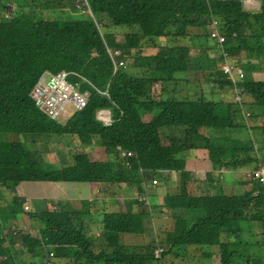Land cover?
Instances as JSON below:
<instances>
[{
	"label": "trees",
	"instance_id": "trees-1",
	"mask_svg": "<svg viewBox=\"0 0 264 264\" xmlns=\"http://www.w3.org/2000/svg\"><path fill=\"white\" fill-rule=\"evenodd\" d=\"M259 2L257 9H247L243 0H0L4 11L0 17V135L24 136V140L0 138V188L15 193L23 181L112 185L124 181L143 193L153 179L161 186L174 173L180 180L179 189L166 193L158 205L174 220L169 230L158 229V233L152 226L157 206H148L139 196L130 197L123 212L104 211L101 237H96L84 225L83 209H65L56 203L53 210L30 211L23 208L25 199L13 194L8 208L0 203V264H16L13 234L20 231V252L29 257L30 264L60 263L53 258L63 259L61 264H70L71 258L72 264H151L171 250L178 260L183 257L179 253L192 252L189 259L202 264L205 257L212 258L211 264L213 259L216 264H264V254L247 250L239 254L237 249L244 241L239 238L243 232L264 247V185L255 181V188L225 194L218 190L221 172H216L264 163V155H258L264 150V126L236 120L241 105L249 107L245 116L250 119L264 117V80L252 77V72L264 71V0ZM80 7L89 13H78ZM44 9L59 11L56 16L60 18L33 16ZM101 16L109 22L102 23ZM212 21L216 26L210 28ZM192 27L207 37L216 33L218 47L228 61L241 67L237 81L212 78L219 86L238 91L237 105L206 100L199 96L205 92L193 88L182 92L161 88L189 81L188 69L194 70L193 77H200L190 47L168 42L190 37ZM142 48L156 52L141 55ZM115 50L120 54H113ZM120 60L127 65L115 67ZM128 65L135 74L125 70ZM60 70L67 71L70 83L88 93L85 107L64 122L48 117L30 96L42 72ZM219 73L224 75L222 70ZM195 82L189 81L190 85ZM151 83V89L160 84L158 93L148 90ZM205 90L209 91L208 83ZM100 109L110 110V124L97 117ZM50 134L76 135L79 140L78 148L68 150L60 166L46 162L34 147ZM34 135L29 145L28 137ZM96 144L104 149V160L90 157ZM188 149L204 150L211 162L212 170L206 171L202 182L192 179L185 169L181 153ZM2 198L0 189V202ZM17 213L27 214L30 231L29 226L19 227L20 231L13 227ZM254 221L263 228L260 235L252 234ZM5 229L10 230L11 240ZM151 232L163 247L152 243L155 240L144 244V235ZM131 233L141 236L139 244H127L124 235ZM94 244L100 247L95 249ZM213 244L219 247L216 256L202 251L203 246Z\"/></svg>",
	"mask_w": 264,
	"mask_h": 264
},
{
	"label": "rangeland",
	"instance_id": "rangeland-1",
	"mask_svg": "<svg viewBox=\"0 0 264 264\" xmlns=\"http://www.w3.org/2000/svg\"><path fill=\"white\" fill-rule=\"evenodd\" d=\"M243 3H244V1H243ZM247 5H249V9H251V6L253 5V3L250 2V3H247ZM11 8L12 7H10L8 10H12ZM78 11H79L78 13H82V14L83 13H85V14L89 13L87 11V9L83 8V7H80ZM58 13H60V12L59 11L55 12L54 10L44 9V10H38L37 12L35 11L33 13V16L38 20L39 19H53L54 16L58 15ZM3 14H4V11L2 9H0V15H1L0 17H2ZM63 16H65V15H63ZM56 17L60 18V16H56ZM101 21H102V23L107 24L109 22V19L105 16H101ZM212 24H213L212 26L210 25L208 27H210V28L215 27L216 21H212ZM119 29L126 31L124 27H120ZM190 29H191V30H189L190 33L189 32L188 33H189V36L191 35L190 37H192V39H190V37H186V38L178 37V39H175V38H173V40L169 39L168 42H169V44L170 43L171 44H180V45H187L190 47V58L193 57L195 59V65L198 66L197 71H198V74H200V77H193L192 74H193L194 70L188 69V72L186 74L189 73L187 75L189 77V81L191 83V82H194V80H196L195 83H192L190 85L188 80L187 81L186 80L181 81V82L175 83V84H172L170 82L168 84H162L161 88L164 89L165 91L173 90V89L181 91L182 89L186 90L188 88H190V89L193 88L194 91L200 90L202 92H205V93L199 94V96H204V99H206V100L227 101V102H231L232 106L237 105L236 101L239 100V98L241 96L238 93V91L235 90L234 88L229 87L228 85H224L223 87H221V86H219L218 83H216L213 80V79H215V77H222L224 79L231 78L234 81L238 80V76H235L234 74L232 76H228V75L225 76V73L223 72L224 73V75L222 74L223 76H218V74H220L219 72L221 70V63H222V59H220V57L224 52H222L221 49L218 47V41L216 39L217 37H216L215 31L213 30L215 34L207 37V36L203 35V31H201L200 29H197L194 27H192ZM195 35H198V36L195 37ZM155 52H156V50L154 48H142L140 54L141 55H150V54H153ZM124 63H126V65H127V61H125ZM203 63H205V64H203ZM125 70L129 74H132V75L135 74V69L131 65H128V67ZM142 70L144 71L145 69L142 68ZM209 74H210V76H209ZM183 76H185V75H183ZM252 77L256 78L254 76V72H252ZM199 79L202 81L200 84L197 82V80H199ZM202 79H206V81H203ZM207 83L209 85V91L205 90ZM151 85H152V83L148 85V90L149 91L152 90L153 94L158 93L157 89H158L159 84L155 83L154 87L152 89H151V87H152ZM30 96H31V94H30ZM189 98H192V97L190 96ZM179 99H180V96H179ZM248 100H250L249 97H248ZM248 109H249V107L247 105H241V110H239L238 119H236V120L241 121L242 123L246 122V124H248V125H251L255 122L256 126H261V125L264 126V117H258L255 121L254 117L250 119L249 117L245 116V113L248 112ZM259 134H261L260 131H258V136H259ZM35 136H37V135H34V137H31V136L28 137L29 140L27 142L29 143V145H30V140L35 139L36 138ZM0 138L10 139V140H13V139L24 140L23 135L15 134V133L1 134ZM47 138L48 139H44L43 141L37 142L34 145V147L38 148L42 152V154H44V160L46 162H51V163L55 164V166H60V163H61L62 159H64L66 157L68 150H76L78 148V145H77L78 142L76 140L77 137L73 138V136H71V135L50 134L49 136H47ZM246 138L248 139L247 135H246ZM31 147L33 148V145H31ZM95 148L96 149H95L94 153H91L90 157L95 158V155H96V158L99 159L98 155L101 154L100 152L104 153V151H103L104 149L99 147L98 144L95 145ZM190 152H192V149H188L185 152H182L181 155H184L186 157V155H188ZM258 155H264V150H262L261 152L258 151ZM103 157H104V154H103ZM254 166H255V163H251L249 165L239 167L238 170H232V172L220 173V175H218V181H217L218 190L221 191L222 193H225V194H240L244 191V189L249 190L251 188H255L257 185L255 180L250 181L249 178L246 176L247 171L253 170ZM173 179L176 181L175 190H174L173 184H168L169 192H172V193L179 189V177H178V175L176 176L174 174ZM171 181H172V179L168 180L169 183ZM197 181L199 182L201 180L197 179ZM61 182L63 183L62 185H64V188H61L60 191H58V189L54 190L52 188L53 183L43 182V181H33V182H24L23 181V183H20L18 185L15 193L11 189L0 188L2 190V197H3L2 201L0 203H1V205L3 204V206H6V208H8V204L11 202V197L13 196V194L18 195V197H22V196H26L28 193H30V195H32L34 197H31V198L28 197L26 202L24 200L23 208L25 205H27L28 209H30V206H29V204H30L31 205L30 211H38L41 208H43V207L38 206L36 203V201L38 202V200L41 199V196H40L41 194H43V197H49L55 191H58V193H59L58 196L60 197L61 201H65L67 199H70L75 194L76 187H77L75 183H77V182H73L74 184H69L70 187L67 189H66V184H65L66 182L65 181H61ZM148 183H150V186L145 187L146 191H147V189L150 190V188L153 187V184H155V179L151 180V182H148ZM57 184H58L57 185L58 187H63V186H61V184H59V183H57ZM118 189H119V193H118L119 202H125L123 204L124 206H126L127 202L129 203L131 201V200H128L129 198L126 195L125 189H128V191L131 192V195L129 194L131 198H134L135 195L137 194V196H139V198L141 199L140 201H142V202L144 201L145 204H148V195H147V199L143 200L141 192L137 191L136 186L134 184L129 185L123 181L120 184H118ZM74 199H75V196H73L72 203H75ZM52 200H53V204L50 203L48 208H50L51 206H52L51 208H54V198H52ZM57 200H59V199H57ZM155 200H156V197H153L152 199H150V202L152 204H156V203H153ZM76 204H78V202H76ZM90 204L93 207L94 211L92 212L91 216L88 219L93 220V222L90 224V230L94 231L98 228H101L102 225H101L100 221H99V223L96 222L99 219H97L98 218V215H97L98 211L95 208V202H92ZM145 204H143V205H145ZM83 206H84V204L79 205V210H81V208ZM124 206L121 205L120 207H117V206L112 207V211H115V212L121 211V209L123 210ZM82 209H83V211L85 210L84 208H82ZM133 210L136 211L137 208L133 207ZM161 211H162L163 215L158 217V220H159L161 225L156 223L158 228L155 227V228H157L155 230V231H157V233H158V229L160 230L163 228L162 223L164 221H166L168 218H170V221L173 220V218L171 217V213H167L166 210H161ZM153 212H158V209L157 208L153 209ZM22 214L24 215L25 213H20L18 215H22ZM18 215H17V217H18ZM25 215L27 216V214H25ZM84 218H87V217L84 216ZM32 222L35 225H39L38 220H32ZM21 224L22 223H19V221H15V219H14L13 227L17 226L18 230H19L20 229L19 226ZM28 225H29V231H30V221H29ZM251 228H252V234L253 235H255V234L260 235L263 232V228L261 227V224L256 222V221L253 222V224L251 225ZM26 229H28V227H26ZM12 230H13V228H12ZM9 231L10 230L5 229L4 234L8 240H11V235L9 234ZM21 234H22L21 231L17 234H13V238L15 241L14 245H15V243L21 245L20 244L21 240H22ZM247 236H248V233L243 232V236L241 235V237H239L240 239H242L244 241L240 242V244L237 245L238 253L240 254V252L247 250V251L254 253V254L256 253V254L263 255L264 254L263 245L251 242L249 239H247ZM140 238H141L140 235L133 234V233L124 235V239L126 240L127 244H134V243L139 244ZM149 240H152V241L155 240L152 243L156 244L159 247H163V245L161 244L160 241L156 242L157 238L155 237V234L153 232H151L150 235H148V234L144 235V241H143L144 244H149L150 242H147ZM98 247H100L98 244H94L95 249ZM72 250L75 251V248H73ZM202 251L207 252L209 254H217L219 251V247L217 244H213L211 246H203ZM188 252H191V249H188ZM191 253H187V254L179 253L183 257H181L180 260H178V258H176V257H174V255H172V250H171V254H167L163 258H159L155 261H152L151 264H181L182 262H183V264H191L192 261H194L193 264H202L201 262H199L194 257H193V260L189 259L192 256ZM12 254L14 256V259H15L14 261L16 262V264H30L29 259H28L29 257L25 258L19 249H18V252L14 250ZM244 254H247V253H244ZM206 258H208V257H205V259ZM38 259H40V258H38ZM45 259H46V261L48 260L46 257H45ZM205 259L203 260V263L205 262ZM35 260H37V258H35L34 261ZM53 260H55V262L57 261V263L60 262L58 264H61L64 261L63 259H56V258H53ZM181 260H182V262H181ZM188 260H189V262H187ZM80 261H82V260H80ZM41 262H42V258H41ZM74 262H75V260L73 258H71L70 264H72ZM213 263L216 264L215 259H213ZM76 264H78V263H76Z\"/></svg>",
	"mask_w": 264,
	"mask_h": 264
},
{
	"label": "crops",
	"instance_id": "crops-1",
	"mask_svg": "<svg viewBox=\"0 0 264 264\" xmlns=\"http://www.w3.org/2000/svg\"><path fill=\"white\" fill-rule=\"evenodd\" d=\"M254 76L256 77V78H254L256 80H264V71L256 70L254 72ZM159 85H158V89H159ZM110 115H111V113H110ZM71 136H73V138L74 137L76 138V135H71ZM76 140L78 142L77 143V145H78L79 144L78 138ZM100 153L101 154L98 155L99 159H103L104 160L106 158V154L103 153V152H100ZM103 154H104V157H103ZM95 157H96V155H95ZM185 159H186V161H185V169L190 172V174L192 175V179H194V180L195 179H199V180H201L200 182H202L205 179L206 171L212 170L211 162L208 160L207 153L204 150L192 149V152H190L188 155H186ZM216 172H221V173L227 172L228 173V172H232V170L230 171L229 169H221V170H218ZM173 175H174V173L172 174L171 177H173ZM175 175L177 176V174H175ZM24 182H26V181H24ZM20 183H23V182H20ZM59 184H61V186H63V187H58L57 186L58 184L53 183L52 184V188L54 190L58 189V191H60L61 188H64V185H62L63 184L62 182H59ZM65 184H66V189H67V188L70 187L69 184H74V183L73 182H66ZM75 184L77 186L75 194L73 195V196H75V199H74L75 203H72L73 196L70 199L65 200L64 201L65 203L58 201L57 199L61 200L60 197L58 196L59 195L58 191H55L49 197H43V194H41L40 196H41L42 200L39 199L38 202L36 201V203H37L38 206L43 207L40 210H42V209H44V210L45 209L46 210H53V209L56 208L55 207L56 203L58 204V206L60 205V207H63L65 209L78 210L79 209V205L84 204V206L82 208L85 209L84 211L86 212V217H87L84 220L85 227H87L89 229V232L92 233L93 235H95L96 237H101V228H98V229H96L94 231L90 230V224L93 222V220H90L88 218L91 216L92 212L94 211V209H93V207L91 206L90 203L95 202V208L98 211L97 212V215H98L97 219H99L96 222L99 223V221H100V219L102 217V213L104 211L112 212V207H116V206L120 207L121 205L124 206L123 204L125 202H119V197H118V193H119L118 184H120V183L112 185V184H104V183L103 184H99V183H94V182H77ZM168 184H173L174 185V190H175L176 181L173 178H172V181L170 183L169 182L163 183V186L155 184L152 188H150V190L147 189V193H149L148 194V204L147 205L148 206H150V205L157 206V209H158V212H154L153 213V219H152L153 220V225L152 226L154 227V229H153L154 231L157 229V228H155V227H157L156 223L161 225L159 220H158V217L163 215V213L158 208V205L161 203L163 196L166 193L169 192ZM179 185H180V180H179ZM146 186H150V183H147ZM125 192H126V195L128 196V198L130 199V195H129L128 189H125ZM169 193H172V192H169ZM28 197L31 198V197H34V196L30 195V193H28L26 196H22V198L25 199V202L27 201ZM135 197L137 198V194H136ZM153 197H156V200L153 202V203H156V204H152L150 202V199H152ZM52 198H54V208H51L52 206L50 208H48L50 203L53 204ZM76 202H78V204H76ZM61 203H63L64 205L61 204ZM29 206H30V209H31V205L30 204H29ZM133 207H136L137 208L136 211H138L137 204H133ZM125 209H126V206L123 207V210L121 209V212L125 211ZM167 213H170V212L167 211ZM16 221H19V223H22L19 226L20 228L26 229V227L29 226L28 225V218L25 217V214L24 215L23 214L22 215H18V217L16 218ZM169 222H170L169 218L166 221H164L162 223L163 224V228L162 229H165V230L168 229L169 230ZM18 249L20 250V245L19 244L14 245V250L18 252ZM214 256H216V254ZM211 263H212V258H206L205 259V264H211ZM181 264H183V262Z\"/></svg>",
	"mask_w": 264,
	"mask_h": 264
},
{
	"label": "built area",
	"instance_id": "built-area-1",
	"mask_svg": "<svg viewBox=\"0 0 264 264\" xmlns=\"http://www.w3.org/2000/svg\"><path fill=\"white\" fill-rule=\"evenodd\" d=\"M244 4L253 3L251 8L258 7L257 0H243ZM219 41H224L222 35H218ZM115 55H119L120 52L115 50L113 52ZM223 59L221 63V70L228 76L242 75V69L238 65H234L228 61L227 54L224 52L222 54ZM124 65L123 61L115 62V67ZM67 71L60 70L55 73L49 71H44L39 76L38 80L30 90L31 97L35 105L42 110L48 117L64 122L70 115L79 109L85 107L88 99V93L81 91L77 85L70 83L67 80ZM97 117L103 122V124H110V115L107 110L100 109L97 111ZM124 154V153H123ZM127 154H130L128 152ZM246 176L248 178H254L264 185V164L260 165L257 169L247 171ZM28 209V206H24ZM159 250H156L158 253Z\"/></svg>",
	"mask_w": 264,
	"mask_h": 264
},
{
	"label": "clouds",
	"instance_id": "clouds-1",
	"mask_svg": "<svg viewBox=\"0 0 264 264\" xmlns=\"http://www.w3.org/2000/svg\"><path fill=\"white\" fill-rule=\"evenodd\" d=\"M258 1V7H259V5H260V2H259V0H257ZM244 6L246 7V5L244 4ZM258 7H256V8H251V9H257ZM247 9H249V7H246ZM103 110H107L108 112L110 111L109 109H103ZM96 115H97V113H96ZM109 115H110V112H109ZM264 164V163H263ZM262 165V164H261ZM259 167V166H258ZM258 167H256V168H253V169H257ZM246 173V172H245ZM249 180L250 181H252V180H255V181H257L256 179H254V178H249ZM259 182V181H258ZM260 183V182H259ZM155 184H156V180H155ZM155 184H153V186L155 185ZM262 184V183H261ZM149 193H147V191H146V189H145V187H144V191H143V193H141V195H142V199L144 200V199H147V195H148Z\"/></svg>",
	"mask_w": 264,
	"mask_h": 264
}]
</instances>
